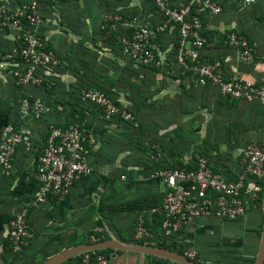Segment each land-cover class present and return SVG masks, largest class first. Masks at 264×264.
Listing matches in <instances>:
<instances>
[{
    "label": "built area",
    "instance_id": "1",
    "mask_svg": "<svg viewBox=\"0 0 264 264\" xmlns=\"http://www.w3.org/2000/svg\"><path fill=\"white\" fill-rule=\"evenodd\" d=\"M62 1L0 0V34L12 36L9 41L4 36L5 45L0 48V73L16 95L9 106L17 107L13 120L0 127V176L8 177L15 171L19 153H31L37 182L32 205L37 207L68 197L77 183L94 175L100 140L96 130L86 126V118L127 130L139 126V119L123 102L119 104L105 92L89 87L73 95L83 107L67 106L61 124L47 119L52 113L64 112V106L57 100L65 104L70 101L67 83L61 82L63 60L46 49L40 38L46 23L45 7L57 14L55 9ZM151 1L160 17L156 23H143L137 16L125 20L118 13H109L102 25L103 29L116 32V40L122 44V52L130 63L141 70L179 73L199 87L217 88L229 100L264 103V75L254 82L239 73L227 74L221 62L208 61L204 56L212 47L204 34L205 20L223 14L226 0ZM244 1L250 4L255 0ZM118 22L125 23V33H118ZM168 36L172 39L171 46L165 49L163 42ZM220 38L224 45L237 51L242 61L255 62L253 48L245 35L228 30ZM52 89L51 97L41 95ZM154 158L158 160L160 154ZM150 178L161 186V204L137 214L131 242L167 247L199 264L200 252L182 239L183 232L202 218L240 221L249 209L261 206L264 142L251 143L242 151L234 177L214 171L207 158L195 154L189 155L183 166L157 167ZM158 215L161 220L157 235L150 226ZM96 231L101 234L104 229ZM33 236L28 210L23 209L9 223L7 243L13 257L4 260L0 256V264H13ZM107 240L103 233L101 238L91 236L88 243ZM174 242L175 246L168 248ZM118 252V249L86 250L80 254L81 264H113ZM151 264L169 263L153 260Z\"/></svg>",
    "mask_w": 264,
    "mask_h": 264
},
{
    "label": "crops",
    "instance_id": "2",
    "mask_svg": "<svg viewBox=\"0 0 264 264\" xmlns=\"http://www.w3.org/2000/svg\"><path fill=\"white\" fill-rule=\"evenodd\" d=\"M86 1L89 3H86ZM91 1L95 2V0H64L57 5L55 11H58V13L52 11V14H49L52 22L45 23L42 28L44 29L45 26L51 24L49 29L46 27L47 30L44 29L50 46L61 47L60 50L64 52L67 49H73L74 51L79 49L84 44L83 41L78 39L75 45L77 38L72 39L66 34L60 33L59 28L54 25L52 19H63L66 28H62L66 29L67 32L79 33V31H83L88 33L90 31V25L86 24L88 15L92 18V21L94 20L95 23L93 24H97L98 36L96 38L98 39V46L103 49H110L113 52V55L109 53L111 59L106 58V56L101 55L102 49L99 48V53L95 52V56L93 55L94 59L98 63H105L106 65L112 62L116 67H123L128 64L130 66L132 63L121 53L119 46L106 39V35L102 32V25L107 14L118 10L127 13L132 10L139 11L136 16L145 21V16H140L141 13L148 16L152 15V13L147 14L149 10L144 8L143 3L145 0H97L93 5L90 4ZM90 5L94 7L91 8ZM124 19L127 18L124 17ZM124 24V22L117 23L120 34L127 31ZM228 30H236L249 39L255 62L242 61L234 48L223 44L220 36ZM56 34L65 36L63 38L67 39L59 42L57 37L54 38ZM204 34L213 39L210 41L212 47L204 52L205 58L208 57L213 61L221 62L227 74L239 73L254 82L261 80L264 75V0H255L250 4L245 3L244 0H226L223 14L205 20ZM3 39L4 36L0 34V48L1 45H5ZM171 40L169 36L165 38L163 42L165 49L170 48ZM63 60L64 62L67 61V59ZM93 77L100 79L98 74L93 75ZM141 77L144 80L143 83H146L142 88L143 91L147 92L148 103L145 106H147V109L157 112V114L154 112L148 120H144L146 121L144 125L149 128L148 131H157L161 137L168 132H174L175 140H177V135L179 141L182 137L189 135L185 139L190 141L194 139L198 145H202L207 150L206 158L213 161L212 163L220 167L222 171H225L228 177H234L236 174L240 155L249 144L264 142V103L229 100L222 96L215 87H199L186 79L182 83V81L173 79L161 72L150 73L149 75L141 72ZM112 78L115 82L108 85L109 88L112 89L116 97L130 108L129 104L124 101L132 93L131 88L128 85L119 84L117 80L121 77L116 73L115 77ZM130 78L133 79V75ZM74 79L75 77L71 73H64L61 82L68 84ZM5 97H13V100L8 103L10 105L15 101L16 95L12 86L7 83L6 78L0 73V99ZM137 118L141 122L139 115H137ZM85 121L87 127L93 131L96 130L95 132L100 140L99 147H103L104 152L108 151L106 142L108 136L118 139L117 135L123 137V133L128 131L125 127L115 126L111 123H98V120L93 118H86ZM196 125L198 127L202 126L203 129L193 128L191 130L192 126ZM187 129L190 130L187 131ZM187 155H190V153H187ZM132 156H137L138 160L139 158L144 159V154H141V152L135 151ZM97 158H102L101 154ZM187 159L188 156H184L183 160ZM32 164V154L21 152L16 159L15 171L8 177L0 176V254H3L4 245L7 243L10 220L23 209H27L29 224L34 236L29 245L25 247V250L31 247L32 244L45 243L53 251L49 250V253L45 255L40 253L35 259L36 262V260L44 258L43 262H45L68 251L71 247L73 248L72 244L75 237L69 234L76 231L75 227L78 232L83 230V225L82 222L77 226L72 224L71 222L74 219L70 217V214L85 206L80 203L87 196V193L94 190L95 185L92 183L94 179L102 181L101 174L102 169L105 168V162H98L94 159L95 172L93 176L77 183L68 197L51 202L43 207L32 205L34 192L37 188ZM138 171H140V168L136 172L134 170L135 176L140 174ZM154 183L161 191L160 184L157 181H154ZM90 199L88 200L90 201ZM91 203L89 202L87 206H90ZM75 221H80V219H75ZM133 228L131 226L123 237H110L108 235L107 239L132 243ZM263 229L264 209L261 204L259 207L249 209L246 216L240 221H227L216 217L199 219L193 226L188 227L183 232L182 239L200 252L201 261L199 264H256ZM69 239L70 242H68ZM25 250L13 260V264L23 263V257L28 251ZM11 259L12 257L8 260ZM161 259V257L154 255L120 251L113 264H151L153 260ZM165 260L169 264H179L170 259ZM43 262H40V264ZM60 264H75V262L68 259Z\"/></svg>",
    "mask_w": 264,
    "mask_h": 264
},
{
    "label": "rangeland",
    "instance_id": "3",
    "mask_svg": "<svg viewBox=\"0 0 264 264\" xmlns=\"http://www.w3.org/2000/svg\"><path fill=\"white\" fill-rule=\"evenodd\" d=\"M96 1L97 0H95V2ZM95 2L91 1L90 4L93 5V3ZM86 3L89 2L86 1ZM91 5H90L91 8L94 7ZM86 7L88 6L86 5ZM44 17L46 23L51 21L50 19L51 16H44ZM91 19L92 18L87 15L86 24L90 25L89 26L90 31L88 33L83 31H79V33L67 32L66 29L62 28V27L66 28L65 26L66 23L64 22L63 19L62 20H59V18L52 19L53 22L55 23L54 25H56L59 28L60 33H62L63 35L66 34L72 39L77 38L75 45L77 44L78 39L83 41L84 44L81 45L79 49H75V51L72 48H70L72 50L65 49L66 52H64L63 50H60L61 47L55 48L50 46L51 44H49V40L46 39V32L44 31V29L46 28L49 29L51 24L45 26L46 28L44 27V29H42L40 33L41 40L46 43V49L53 50L55 55H57L61 60L67 59V61L65 62L63 60L64 73H71L75 77V79L72 80L73 82L79 78L82 79L83 78L82 74L85 72V71L83 72V70L78 69L79 63L75 60V57L76 59L78 57H83L84 59L86 58L90 61L94 60L98 63V61L94 59L95 57H93V55L95 52L99 53L98 52L99 48L102 49L101 55L103 57L106 56V58L111 59L109 53L113 55L112 50L103 49L98 46L97 44L98 39L96 38L98 36V32H97L98 28L96 27L97 24H93L95 22L94 20L92 21ZM4 36L8 39V41L12 38V36L8 33ZM51 36L53 37L54 35ZM56 37L58 38L59 42H63L60 40L67 39V38H63L65 36H61V35L58 36V34L54 36V38ZM2 49L6 50L7 48L2 47ZM73 52H77L79 54ZM99 58L101 59V57ZM68 67H70L71 69L70 72L67 70ZM97 67L100 72H95V73L100 75V81L104 83V85L106 86L110 84L111 85L114 84L115 80L112 77H115V73L119 77H121L119 80H117V82H119V84L121 85H127L126 81L127 82L134 81L132 78H130L131 76L129 73L130 70L126 67H116V65H113L112 62L111 63L109 62L107 66L104 65L103 63H98V66L94 67V69ZM137 83L139 84L134 87L131 86L132 93L130 94V96L132 95V99L136 104L138 100L137 96H139L140 93L142 94L143 91L142 88L143 86L146 85V83H143L140 80H138ZM12 100L13 97H9V98L5 97L0 99V102L8 105V103H10ZM147 103H148L147 101L142 102L138 100L139 110L137 115L141 117L140 121H142L144 124L146 122L144 120H148L150 116H152L154 112H156L154 110L147 109V106H145L147 105ZM197 125L192 126L191 130L193 128L199 130L203 129L202 126L198 127ZM188 130L190 129H187V131ZM187 131L185 132L186 134H188ZM111 135H115V134H111ZM188 136L189 135H187L186 137ZM117 137L119 140L115 144L113 143V141H115L116 138H114L113 136L108 137V139L106 140V142H108L109 145L107 149L108 151H105V153H103L101 158V162L103 163L105 162L104 165L105 168L102 169L103 172L101 171L102 181L101 180L96 181L94 179V181L92 182L95 185V187L93 188L94 190L87 193V196H85L84 200H82V203H80L85 206L81 207V209L79 210L77 209L76 212L73 211L74 212V213L72 212L73 214H70L71 215L70 217L74 219L73 222H71L72 224L77 226L78 224L80 225V222H82L83 225L82 226L83 230H80L78 232L77 228L75 227L74 229L76 231L75 232L72 231V234H69L70 236L75 237L73 241L74 243L72 244L73 247L80 245L81 243H88V241H90L91 239V236L101 238V235L103 233H105L106 236L109 235L110 237L125 236L126 232L129 231L131 226L134 227L138 205L142 203L144 199L157 198L162 191V190L160 191L159 187H157L154 181L150 178V175L146 174L145 166H143L145 161L141 160V158H139L138 160L137 156H132V154L135 152L134 150L127 151L125 147L120 153V156H117L115 159L113 158L114 156L112 155V153H115V149H116V147L113 148V146L119 143L120 139L122 140V136L120 137L119 135H117ZM140 140L141 139H137V142H139V144H140ZM124 141H126V139ZM138 168H140V171H138V173L140 172V174H138V176H135L134 170L136 172ZM89 198H91L90 201L88 200ZM89 202L92 203L90 206H87ZM78 218L80 219V221H75V219ZM97 228H103L104 232H102L101 234H97L96 231ZM68 242H70V239L68 240ZM64 249H66V247H64ZM26 250L28 251L25 257H23L22 264H40V262L44 261V258L38 259L35 262V259H37L38 255H40V253H42V255H45L49 253V250L53 251L48 246H46L45 243H40L36 245L32 244L31 247L27 248Z\"/></svg>",
    "mask_w": 264,
    "mask_h": 264
},
{
    "label": "trees",
    "instance_id": "4",
    "mask_svg": "<svg viewBox=\"0 0 264 264\" xmlns=\"http://www.w3.org/2000/svg\"><path fill=\"white\" fill-rule=\"evenodd\" d=\"M144 8L146 10H149L147 12V14H151V16L148 15H144V13H141L140 16H145V21H142L143 23H148L149 21H152V23H156L160 17L156 11V8L154 7L153 1L151 0H145L144 3ZM113 8H115V6H113ZM139 12V11H138ZM138 12L135 11H128L127 12H123L122 10L120 11H114L113 13H118L120 15H122L125 18H129V17H133L136 16ZM49 14H52V9L49 10V8L45 7V12H44V16H49ZM142 18V17H141ZM109 29L104 28L102 29V32L104 35H106V39L112 43H115L116 45L119 46V49L122 52V44L119 43L116 40V32L115 31H108ZM119 33V32H118ZM205 36L207 37L208 41H212L213 39L209 38L207 34H205ZM120 53V52H118ZM208 61H213L210 58H206ZM75 60L79 63V67L78 69L83 70V78L82 79H77L75 83H69L67 84L68 87V95H69V99L70 101H68L67 104H65L63 101H58V103H61L64 106V112H59L57 113H52L50 114L47 119L50 121H54L57 124H61L62 123V118L63 116L66 114V112L68 111V107H73L74 109H77V107L79 106L80 108V104L79 102L74 99L73 95L78 93L82 88L84 87H89V88H96L99 89L103 92H105L109 97H111L115 102L122 104V101L116 97L114 95V93L112 92V89L109 87H106L104 85V83H102L100 81L99 78H94L93 75L96 74L95 72H99L98 67L94 69V67H96L98 65V63L96 61L93 60H88V59H84L83 57H78ZM104 65H106L105 63H103ZM129 65V64H128ZM123 66V67H127L130 70V74L133 75V80L134 81H130L127 82V85L131 88L138 85L139 83L138 80H140L141 82H143L144 80H142L141 77V72L142 73H146V74H154V73H159L158 69H153V68H149L146 70H141L139 71V69L134 66L133 64H131L130 66ZM107 66V65H106ZM67 70L70 72V67L67 68ZM95 70V71H94ZM167 76H170L173 79H178L180 81L185 80V78L181 75H179V73H164ZM109 76V75H108ZM130 83V84H129ZM132 83V84H131ZM53 94V89L49 91V94H41L42 96H46V97H51ZM147 92L143 91L142 94L140 93L139 96H137V99L139 101L142 102H146L147 100ZM76 98V97H75ZM16 100V98L14 99ZM138 100H137V104L134 102V100L132 99V95L128 96L127 99L124 101L126 103L129 104L130 106V110L136 115L138 114V110H139V105H138ZM56 102V103H57ZM55 105V104H53ZM83 107V106H81ZM86 108V107H85ZM17 107L14 106H9V105H5L3 103L0 102V127H2L3 125L7 124L9 121L13 120V116L17 115ZM16 118V117H15ZM148 127H146L144 125V123L141 121L139 122V126L137 127H130L128 129L127 132L123 133V137L122 140L120 139L119 143H117L114 147H116L115 149V155L112 154L114 157V159L120 155V153L122 152V150L126 147L127 151H136V152H141V154H144V161L145 163L143 164V166H145V171L147 175H150L152 173V171H154L157 167H176L178 166H183L184 165V156H189L187 155V153H190V155L194 156L195 154H198L199 156L202 157H207V150L203 148L202 145H198L197 141L192 139L191 141L188 139H185V137H182L181 141H178V137L176 135L177 140H175L174 136L175 133H167L164 136H159V133L157 131H148ZM109 137V136H108ZM126 139V141H124ZM137 139H141L140 140V144L139 142H137ZM118 141V139H116L115 141H113V143L115 144ZM128 142V143H125ZM107 144L109 145V143L107 142ZM179 147V148H178ZM173 149V150H172ZM125 150V151H126ZM104 152V148L100 147L99 150L97 151V153L95 154L96 158L95 160L100 162L101 158H97V156L99 154H101V157L103 155ZM156 154H160V158L157 160L154 158V155ZM148 157V158H146ZM151 158V159H150ZM172 158V159H169ZM182 158V159H181ZM151 161V162H148ZM213 161L209 160V164L211 165V167L213 168L214 171L216 172H220V173H224L225 171H222L220 169V167H217L216 165H214L212 163ZM226 173V172H225ZM161 199H162V195L160 194L157 198L155 199H144L142 201V203H140L138 205V210L136 212V215L138 213H140L142 210L147 209V208H151V207H155V206H159L161 204ZM55 202V201H53ZM161 220V216H155L154 217V222L153 224L150 226L153 230V232L155 234H159L158 233V225L160 223ZM176 242H174L172 244V246L168 247V248H173L175 246ZM4 250L2 251L3 254H0V256L4 259V260H8L9 258L13 257V255L11 254L10 250L8 249V243H6L4 245ZM111 250V249H106V251ZM163 261H165L164 259H161ZM70 261L75 262V264H81V256H75L73 258L70 259ZM167 262V261H166Z\"/></svg>",
    "mask_w": 264,
    "mask_h": 264
},
{
    "label": "water",
    "instance_id": "5",
    "mask_svg": "<svg viewBox=\"0 0 264 264\" xmlns=\"http://www.w3.org/2000/svg\"><path fill=\"white\" fill-rule=\"evenodd\" d=\"M262 205L264 209V192L262 195ZM101 249H118L120 251H129V252L141 253L146 255H154L164 259H170L179 264H198L187 259L186 257L182 256L179 253L169 251L164 248L144 246L136 243H123L116 239L99 241L95 243H81L80 245H77L69 249L68 251L52 259H49L41 264H60L68 259L80 255L82 252L86 250H101ZM256 264H264V229L262 234L261 247Z\"/></svg>",
    "mask_w": 264,
    "mask_h": 264
}]
</instances>
